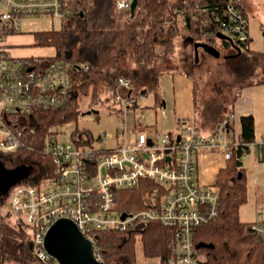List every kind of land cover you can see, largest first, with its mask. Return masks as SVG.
Here are the masks:
<instances>
[{"label": "built area", "instance_id": "2783aa9c", "mask_svg": "<svg viewBox=\"0 0 264 264\" xmlns=\"http://www.w3.org/2000/svg\"><path fill=\"white\" fill-rule=\"evenodd\" d=\"M132 0H121L118 8L131 9ZM228 20L224 31L241 50L250 47L248 20L238 0L226 6ZM63 0H0V150L12 152L21 143L16 130L24 118L45 109H67L75 105L72 94V66L66 60H52L54 55H15L6 42L17 33L28 16L49 15L67 20ZM211 39L212 32L203 31ZM84 70L87 65H82ZM113 99L122 114V136L117 147L102 150L87 148L77 135H65L62 126L51 127L44 150L50 164L38 167L40 183L23 182L14 186L8 208L32 228L33 250L43 263L60 264L45 246V237L60 218L72 219L83 234L95 244L98 230H135L142 235L150 225L172 229L169 264H203L194 246L195 230L218 217L220 197L217 190L196 181L197 152L202 147H220L231 158L233 147L243 141L229 137L227 126L233 115L222 122L223 130L207 135L192 119L182 118L187 135L174 138L170 133L149 127L129 125L131 111L141 105L144 93L132 92L131 80L120 76L115 81ZM105 133L103 134V136ZM102 136V139H103ZM255 149L260 143H250ZM143 179L150 188L143 207L124 210L118 206L117 191L139 187ZM96 180L95 183H92ZM258 219L250 222L254 235L264 240V206L259 205ZM1 218V209H0ZM95 249V247H94ZM98 260L101 256L95 251Z\"/></svg>", "mask_w": 264, "mask_h": 264}, {"label": "trees", "instance_id": "16d2710c", "mask_svg": "<svg viewBox=\"0 0 264 264\" xmlns=\"http://www.w3.org/2000/svg\"><path fill=\"white\" fill-rule=\"evenodd\" d=\"M63 1L68 15L65 24L60 29L36 31L33 37L35 45L55 49L52 60L71 64L76 103L68 110H41L19 124H12L20 125L19 130H14L21 132V143L12 152L0 150V166L7 172L26 165L30 175L34 166L50 164L43 143L50 128L77 120L88 100L86 105L95 108L94 103L103 101L98 99L101 85L113 95L114 83L120 76L131 80L132 92L153 93L157 102H161L159 79L171 71L179 24L194 43L207 41L220 49L216 39L220 38L218 34H225L226 6L230 0H138L140 11L135 10L134 14L131 9L120 11L121 0ZM203 31L212 32L211 39H204ZM221 40L220 45L228 49L227 55L238 52L229 40ZM228 58L234 64L239 88L264 83V52L249 47ZM82 65L88 69L84 70ZM240 122L238 139L243 142L233 147L232 156L219 171L215 184L220 197L218 217L194 232V246L203 257V264H264V240L252 233L250 222L240 218V207L248 199V175L242 158L252 150L250 143L256 141L254 116L244 115ZM227 130L233 131L231 125ZM79 133L77 130L74 136ZM259 153L264 159V148ZM23 182L40 183V180L37 174L32 180L14 179L0 190V264H49L34 254L32 228L7 206L11 189ZM154 185L153 180L143 179L139 187L120 189L116 196L118 206L124 210L142 208ZM172 236L174 231L161 225L145 227L142 235L129 229L98 230L94 247L104 264H136L140 241L144 256L159 258L158 264H169Z\"/></svg>", "mask_w": 264, "mask_h": 264}, {"label": "rangeland", "instance_id": "374dc122", "mask_svg": "<svg viewBox=\"0 0 264 264\" xmlns=\"http://www.w3.org/2000/svg\"><path fill=\"white\" fill-rule=\"evenodd\" d=\"M136 11H140V7L137 6ZM64 24V20L56 17L52 18L49 15L28 16L23 19L18 32L10 36L8 35L5 40L10 45V52L12 54L52 56L55 53V49L35 45L33 34L40 30L60 29ZM179 25L180 35L177 37L175 52L171 58V66L169 68L171 72L183 70L193 74L196 87L195 95L199 105L195 123L202 129L210 128V126H214L224 117L226 112L224 110L230 108L229 106L233 103L234 95L239 90V80L233 71L234 64L227 57L228 49L220 45L222 41L221 37L216 39L221 52L219 57L204 52L201 49L198 54H195L193 45H189V47L186 45L187 43H193V38H190L185 33L181 24ZM184 58L185 62L181 61ZM239 96L244 97L245 101L251 102L255 108L257 122L256 137L257 141H261L264 139V83H255L246 87V89L241 91ZM112 97L113 95L107 90V87L101 85L98 99L101 98L103 101L94 103L95 108L99 109V113L93 112L83 115L82 112L89 108V105H86L89 103V100L86 101L88 103L85 102L77 120L69 124L61 125L65 135L69 137L79 130L80 133L78 135L85 142L84 144L87 148L102 150L104 148L117 147L119 142L117 133L119 127L123 124V117L119 113ZM153 110L149 108L145 111L144 115L140 111L136 117L137 121L153 125L157 116ZM129 115L128 121L133 117L132 111ZM158 120L160 121L161 119L159 118ZM104 133L105 135L103 136ZM257 161H259V154L255 148L243 156L242 164L248 174V199L240 207V218L247 222L258 219L259 205L264 204V180L260 181L256 173L255 164ZM27 170L26 165L20 166L8 174L10 176L7 180L12 181L24 177L32 180L37 174V166L32 168V174L30 173V175H27L29 174ZM1 171L7 172L3 168ZM3 179L5 180V178ZM95 182L96 180L92 181V183ZM136 252V264L159 263V258H148L144 256L140 241L137 242Z\"/></svg>", "mask_w": 264, "mask_h": 264}, {"label": "crops", "instance_id": "0c3cea01", "mask_svg": "<svg viewBox=\"0 0 264 264\" xmlns=\"http://www.w3.org/2000/svg\"><path fill=\"white\" fill-rule=\"evenodd\" d=\"M239 4L248 20V31L250 35V48L255 52H264V0H238ZM191 42V41H190ZM192 43V42H191ZM187 43L186 45H193L195 54L196 48L194 42ZM219 44V43H218ZM221 44V43H220ZM216 47V46H215ZM203 50L202 48L198 49ZM204 51V50H203ZM205 52V51H204ZM55 54V53H54ZM27 55V54H23ZM29 55V54H28ZM32 55V54H30ZM233 55V54H231ZM185 62V58L181 60ZM180 62V61H179ZM251 86V85H250ZM244 88H239L234 95L237 98L233 99V103L229 106V109L224 111V117L210 128L202 129L196 123L199 131L204 132L207 135H217L223 130L222 122L225 119L233 118L230 125L233 129L230 132L229 137L235 136L238 138L242 130L241 117L244 115L252 114L255 119V136L257 135V122L255 117V111L251 102L245 101L244 97H240L239 94ZM159 92L161 95V102H157L155 95L152 93H144L143 100L140 106L132 111L133 117L129 120V125H138L141 127H149L152 131L167 132L174 138H182L187 135L186 129L180 125V120L193 119L196 120L198 111V101L196 100V87L191 72H185L183 70H177L174 72L164 73L159 79ZM239 97H238V96ZM149 108L154 109L156 112L155 122L152 124H144L141 121H137L136 117L140 111L144 115L145 111ZM130 117V115H129ZM161 119L160 121L158 119ZM216 127V128H215ZM119 130V129H118ZM117 137L119 142L122 141L121 133L118 131ZM260 143V141L252 142ZM260 149H256L259 154V161L256 162V173L260 181L264 180V159H261L262 154L259 153ZM224 150L220 147H202L197 152V172L195 175L196 181L204 186H211L215 188L217 176L219 171L226 167L228 158L224 155ZM243 159V158H242ZM248 175V174H247ZM216 189V188H215ZM264 206V204H261Z\"/></svg>", "mask_w": 264, "mask_h": 264}, {"label": "water", "instance_id": "95a60500", "mask_svg": "<svg viewBox=\"0 0 264 264\" xmlns=\"http://www.w3.org/2000/svg\"><path fill=\"white\" fill-rule=\"evenodd\" d=\"M137 6L138 0H132V14L135 13ZM218 37L229 40L236 51H238L236 54L241 53V48L234 41V38L232 36L227 34H218ZM194 46L196 48V54H198V49L202 48L205 52L216 57H219L221 55L220 50L207 41H197L194 43ZM236 54L227 55V57L235 56ZM93 112L99 113V109H88L82 112V114L86 115ZM1 169L0 190L7 184V179L10 176L8 174L11 173L1 171ZM240 177L241 171L239 172V178ZM3 178H5V180ZM44 242L47 250L60 262V264H104L97 259L92 241L88 240V238L79 229L77 224L70 218H60L56 220L48 230Z\"/></svg>", "mask_w": 264, "mask_h": 264}, {"label": "flooded vegetation", "instance_id": "af4514ba", "mask_svg": "<svg viewBox=\"0 0 264 264\" xmlns=\"http://www.w3.org/2000/svg\"><path fill=\"white\" fill-rule=\"evenodd\" d=\"M88 109H92V108H88ZM88 109H87V110H88Z\"/></svg>", "mask_w": 264, "mask_h": 264}, {"label": "bare ground", "instance_id": "6f19581e", "mask_svg": "<svg viewBox=\"0 0 264 264\" xmlns=\"http://www.w3.org/2000/svg\"><path fill=\"white\" fill-rule=\"evenodd\" d=\"M216 128V127H215Z\"/></svg>", "mask_w": 264, "mask_h": 264}]
</instances>
